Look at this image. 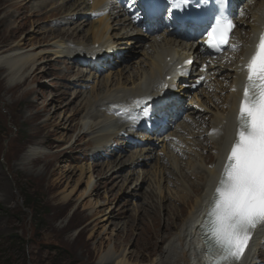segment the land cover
Returning a JSON list of instances; mask_svg holds the SVG:
<instances>
[{
	"label": "bare ground",
	"instance_id": "obj_1",
	"mask_svg": "<svg viewBox=\"0 0 264 264\" xmlns=\"http://www.w3.org/2000/svg\"><path fill=\"white\" fill-rule=\"evenodd\" d=\"M78 1L79 0H76L70 3V0H39L38 3H33L32 0H4L6 7L0 8V13H3L0 19L4 20L3 24L6 23L8 24L7 26L12 25L15 29H20L22 27L28 28L29 25H33L28 22L29 20L16 24V22H18L17 20L24 18L26 8H29V15L33 21L35 20V24H37L38 21H42L48 17L47 14L44 13L48 6L63 2L61 10H59L58 13H61L60 15H64V17L63 20L60 21V25H50L46 28H41L39 26V29L44 30L49 38L47 43H42L43 45L40 46H28L27 48L30 49H23L22 47L21 49L16 46V48L7 51L6 54H0V69L6 67V72H8V76L12 80L10 83L16 81L21 82L24 76L27 75H25V72L30 73L33 71L34 73L37 71L42 73L43 68L50 69L51 67H48L49 63L47 62H55L57 59H64V62L70 60L69 66L67 67V75H70L72 79L75 78L74 83L76 85L86 87V85L90 83V80H96L98 75L102 72L93 73L90 69H83L82 65L89 64L92 60L96 61L95 59L97 57L100 58V54H103L104 51L108 52V56L113 54H116L117 57L118 55L122 56L126 64L118 65V67L110 65L119 71L108 73L104 76L105 79L99 81L98 84L101 90L95 89L92 86L90 92L91 97L87 98V91L80 88L75 93V95H80V104L75 106V110L74 105L70 109L73 112V116H75L79 112L80 106L84 104V101L86 102L82 107L80 121L76 122L74 125L68 124L70 125L68 129L75 130L77 127H80L77 135V137H79L78 140L82 136L92 137L93 149L91 152H93L95 158H101L111 149V151L115 153L120 147L118 144H123L125 142L127 137L125 133L128 131L133 132V134L129 135V141H133V137H135L137 139L136 141L141 145V140H148L149 136L142 138L144 135L143 132L146 129H139L137 123L134 122L138 116V110L141 108H150V104L143 105L148 100V97L145 95L150 92H153V95L158 94V92H154L157 89L156 76H165L164 72L166 71V66L169 65V63H165V61L168 59H180L182 61L186 55L189 54L190 50L186 46L187 44H185L186 40L181 37L178 32L168 36L167 29L160 32L153 25L144 23L139 24L135 17L138 10H134L137 7L136 0H132L135 4L131 12L129 8L127 9V2H121L118 7L119 10L116 12L114 9L107 6L105 9L109 14L93 23L87 21L90 16L82 14H87L90 8H96L98 5L103 4L105 0H94L92 6L89 8H86ZM49 2H52V4H48ZM128 2L131 3L130 0H128ZM256 7H258L257 11H255ZM9 8L23 11L18 14L17 12H12ZM243 10L245 13L244 16L248 14L251 16L249 17V21L244 19L239 22V30L242 27L246 30L244 31L242 29L240 33H243L244 38H247V43L249 41L252 43L256 42L259 40V34L264 33V16L262 15L264 0H256L254 4L252 2H247ZM19 16L21 17L17 19ZM1 20L0 23L2 22ZM67 25H69V27L60 30L59 34L54 33V30L57 31V26ZM83 30H86V33L84 36L80 37V33ZM239 30L236 32V36H238ZM34 31L33 29V32ZM37 32L39 35L43 33L39 30ZM252 32L256 33L255 37L249 35V33ZM57 39H59V41L54 42L52 45V41ZM23 41L24 40L20 43L22 46L24 45ZM74 41H80V43ZM96 43L100 44L99 48H94V44ZM72 45H87V47L72 49ZM252 50L253 47H248L247 54L242 59L238 60L235 65L228 62L218 67H212L213 65H211L214 71H210L208 79L211 76L216 77V75L220 76L223 72L231 71L221 79L222 85L223 80L231 75L232 80L230 81L231 85L229 87L231 88V95L228 96L229 101L227 102L225 110H218L215 112V115L209 116L206 112V110L210 109L209 106L212 104L211 96L213 94L208 96L205 101L201 100L206 109L205 107H195L193 104V106L186 111V115L189 116V118H182L181 123H186L187 121L192 125H183L180 129L185 133L180 134V136L182 138H188V140H186L187 144H184L183 149L175 152L173 149L168 151L166 148L164 150L165 155L161 156L159 151L153 154L152 151L155 148H152V146L142 145V149L133 152L132 155H127V151H129L128 148L126 149L127 151H123L125 154L120 153L118 155H113V157L116 158L108 162V172L105 173L106 179L111 178V180H114L119 178L116 174L120 173L124 168H127V173L120 177H122L123 184L126 183L130 188V195L133 197L140 194L139 190L143 188L142 185L147 181H149V183L143 191V204L138 203L135 205L136 213L127 215V211H123V215L125 216L122 218H125V222L123 223L124 226L120 227V229H122L119 231V237L123 238L121 241V250H119V245H117V248L116 246H112L107 252L100 256L97 264H148L144 261L146 257L149 258L147 261H153V264H204L203 259L205 257V252L202 249L204 248V244L201 225L205 220L209 201L217 186V182L222 173L223 163L230 150V145L235 139L238 127L237 117L243 97L242 90L247 80V74L243 70H239L241 65L238 64V62L241 61L245 63ZM51 52H53L54 58H49L48 53ZM42 54L44 56H41ZM37 57L45 60L47 63L43 64L40 62L43 66L38 70L37 68H39V66H36L38 61L36 59ZM88 57L89 60H87ZM74 64H78L80 69L75 72V75H72ZM109 70L110 69H106V71ZM207 81L202 85L200 92L198 94L194 93L193 96L204 92ZM228 81H226V84ZM0 83L2 84V82ZM223 90L225 91L227 88H223L222 91ZM101 91H103V93ZM68 94V92H64L65 97ZM218 98L222 99L223 97L219 96ZM69 101L70 102H67L66 106L72 103V100ZM136 101H140L138 106L134 103ZM189 103H191L190 100ZM106 108L108 109L107 111ZM12 109H14V107ZM169 109H171L170 106ZM180 110L183 111L184 109ZM42 112L45 113L46 110L43 109ZM41 115L42 114H39V117ZM70 119H67V121ZM51 123H55L54 118L49 117L45 119L44 124H39L36 128L34 127L35 133L41 132L44 127H48ZM157 139L161 140V137ZM164 139L165 137H163V140ZM181 139H179L176 144H179ZM211 141H214V146L209 148L208 145ZM46 142L48 141L45 140L44 143ZM77 144L76 141L75 144L72 145L74 150H78ZM205 151L207 153H204ZM41 153L42 149L39 145L30 146L21 158L22 164L28 166L30 164L35 165L39 163L41 159L38 157L41 156ZM178 156L181 157V159L188 156L189 161L184 163L179 160ZM154 158H156V165L158 166L156 167L157 172H161V178L164 182L166 184L174 183L175 185L172 187V190L169 189L172 192L171 199H174V196L177 197L181 202L180 205L188 208L189 213L183 220L180 219V221L177 222L178 229L176 231L171 229L169 234L161 235V230L155 229V234L152 237L148 239L138 238L137 246L134 250H131L127 248V246L125 247V245L127 241L133 238H131V236L136 229H131L129 223H133L135 227H137L146 217H148L147 221H151L152 217L153 225H151L150 228L155 227L157 223L156 218L162 215L163 210H168L167 215L170 217L169 212H171V208L168 207L173 206L172 201L168 205H163V201L166 199H158V190L162 187V180H157V176L156 179L150 178L147 171L142 169L145 164L154 160ZM98 166V164H95L94 168ZM98 172L100 174L102 173L100 171ZM109 172L111 173L110 175H108ZM168 173L170 175H167ZM193 175H195L199 181L196 182L192 180ZM5 184L6 180L0 173V186ZM174 190L176 193L173 192ZM185 190L187 191L186 197L178 194V191L184 192ZM192 198H194V203L190 204V202H193ZM175 207L177 208V205H175ZM142 211L143 213L140 214ZM138 230L139 228H137V231ZM136 234L137 233H134V236H136ZM154 238H158L156 248L160 252L154 253L153 255L144 253L145 246H143V244L152 241ZM263 239L264 231H258L253 238L248 259L245 256L242 264H264ZM256 252H258V256ZM181 253L183 254L182 259L179 258Z\"/></svg>",
	"mask_w": 264,
	"mask_h": 264
},
{
	"label": "rangeland",
	"instance_id": "obj_2",
	"mask_svg": "<svg viewBox=\"0 0 264 264\" xmlns=\"http://www.w3.org/2000/svg\"><path fill=\"white\" fill-rule=\"evenodd\" d=\"M32 1L39 2V0ZM75 1L70 0V3ZM78 2L86 8L92 5L90 0ZM62 3L48 6L44 11L48 17L38 21L37 24L29 15V8H26L24 18L17 20L16 24L29 20L28 22L33 25H29L28 28L15 29L12 25L3 24L4 20L0 19L2 21L0 23V54H6L16 46L26 49L28 46H40L47 43L49 38L44 30L39 29V26L41 28L56 26L53 23L62 21L64 15L58 13ZM5 7L4 0H0V8ZM9 9L18 14L23 11ZM2 16L3 13H0V18ZM98 19L89 18L87 21L93 23ZM68 27L69 25L57 26V31L54 30V33L59 34L60 30ZM38 30L43 33L39 35ZM85 31L80 33V37L84 36ZM22 40H24L23 46L20 44ZM57 41L59 39L52 41V45ZM74 42L80 43V41ZM48 55L49 58H54L53 52ZM36 59L38 60L36 66H39L37 70L47 63L51 68H43L42 73L25 72L27 75L21 82L10 83L12 80L6 72V67L0 69V82H2L0 83V173L6 180V184L0 186V264H97L100 256L112 246L117 248L119 245L121 250L123 238L119 237V231L125 222V218H122L125 216L123 211H127V215L136 213L135 205L143 204V191L149 181L145 180L146 183L139 190L140 194L133 197L130 195V188L126 183L123 184L120 177L127 173V168L116 174L119 178L106 179L108 162L116 158L113 157L114 153L109 150L101 158H95L91 152L92 137L82 136L78 140L80 127L69 130L68 124L74 125L80 121L82 107L86 103L84 101L79 112L73 116L71 107L74 105L75 110V106L80 104V95H75L76 91L83 88L87 91V98L91 97L92 86L101 90L99 81L105 79L104 76L108 73L119 70L109 68L110 70L106 71L108 68H105V72L99 74L96 80H90L86 87H80L74 83L75 78L72 79L70 75H67L70 60L64 62V59H57L55 62L46 63L39 57ZM87 68H89L88 65L83 69ZM79 69L80 66L74 64L71 74L75 75ZM65 91L69 93L66 97ZM69 100H72V103L66 106ZM43 109L46 110L45 113L42 112ZM39 114L42 115L39 117ZM49 117L54 118L55 123L35 133L34 127L44 124L45 119ZM67 119L70 120L67 121ZM45 140L48 142L44 143ZM186 140L188 138L183 137L179 144L168 142L158 149L162 148L163 154L166 148L168 151L173 149L176 152L184 148V144H187ZM76 141L78 150L72 148ZM33 145H39L42 149L41 156L38 157L41 161L35 165L25 166L21 158ZM133 152H128L127 155H132ZM178 158L184 163L189 161L188 156L184 159L179 156ZM95 164L99 166L94 168ZM156 167L158 166L154 158L142 169L147 171L150 178L156 179L157 176V180H162L158 199H166L163 205H168L172 201L173 206L168 207L171 208L170 217L167 215L168 210H163L162 215L156 218V226L152 228H150L153 225L152 217V222L147 221L148 217H146L137 227L128 222L131 229H136L131 236L133 238L125 245L131 250L137 246L138 238L152 237L155 229L161 230V235L169 234L171 229L176 231L177 222L180 219L183 220L189 213V209L180 205L181 202L177 197L173 195L174 199H171L170 190L175 185L174 183L166 184ZM110 174L109 172L108 175ZM192 180L199 181L195 175L192 176ZM173 192L176 193L175 190ZM186 192V190L178 191V194L186 197ZM193 199L190 204L194 203ZM27 201L31 203L30 206L27 205ZM142 213L143 211L140 212ZM137 228H139L138 231ZM134 233H137L136 236ZM157 241L158 238H154L143 244L144 253L153 255L160 252L156 248ZM179 258H183L182 253ZM145 259L146 263L153 264V261H147L148 257Z\"/></svg>",
	"mask_w": 264,
	"mask_h": 264
},
{
	"label": "snow or ice",
	"instance_id": "obj_3",
	"mask_svg": "<svg viewBox=\"0 0 264 264\" xmlns=\"http://www.w3.org/2000/svg\"><path fill=\"white\" fill-rule=\"evenodd\" d=\"M179 2L182 9L190 0ZM234 28L230 18L217 15L205 30L204 44L216 51L225 45L236 48L229 45ZM244 67L247 80L235 139L201 225L205 264H242L255 234L264 231V33Z\"/></svg>",
	"mask_w": 264,
	"mask_h": 264
},
{
	"label": "trees",
	"instance_id": "obj_4",
	"mask_svg": "<svg viewBox=\"0 0 264 264\" xmlns=\"http://www.w3.org/2000/svg\"><path fill=\"white\" fill-rule=\"evenodd\" d=\"M30 204H31V203H30L29 201H27V205L30 206Z\"/></svg>",
	"mask_w": 264,
	"mask_h": 264
}]
</instances>
